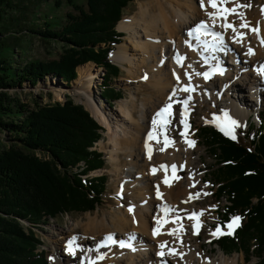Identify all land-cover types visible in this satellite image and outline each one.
<instances>
[{
	"label": "rangeland",
	"instance_id": "obj_1",
	"mask_svg": "<svg viewBox=\"0 0 264 264\" xmlns=\"http://www.w3.org/2000/svg\"><path fill=\"white\" fill-rule=\"evenodd\" d=\"M153 1L155 6L160 4L159 2H164V4L166 3L167 6L172 4L183 7L191 19L195 17L199 19H208L209 16L207 13L209 11H214L211 6H209L208 10L202 9L200 6V0H133L125 7L120 21H122L124 18L133 17L135 19L138 15H140L139 11L142 4ZM246 2H248V4H253L252 10H254L259 4L264 6L262 4L263 0H246ZM85 4V0H25V14L28 16L26 17L27 19L25 21L26 26L34 24L36 27H42L43 21L49 18H56L59 20L61 19V21H64L67 13L78 15L77 8L86 7ZM245 4L247 5V3ZM229 6L230 3L227 5V7ZM151 14H153L152 11ZM228 17V21L231 22L232 19L230 20V15ZM237 19L238 18L235 17L232 22L237 24ZM258 24L260 26V30H263L264 17L259 18ZM186 26H184L180 32L173 35L172 39L166 38V40H162V42H164L163 44L165 46H169L173 41V49L175 47L174 44L180 38L183 42L188 41V43H186L187 51L191 45H194V49H197L195 52L191 50L193 54L189 51L193 57L191 58V65H193V68L190 70V73L192 74V79L190 82L195 79L198 80V83H195L196 85L193 86L195 90L191 92L193 94L191 100L192 103L188 109L189 117H186L190 128H188L186 135L189 139L196 142L195 146L192 147L191 152L188 155L190 160L192 162L194 161L193 165L198 166V168H195L194 170L192 169L191 172H195L197 175L204 174L200 183L201 185L203 184L205 186V190L202 192L210 193V195H201L197 199L198 203L196 202L194 205H192L193 208L191 212L205 210L204 215L200 217L201 221L203 222V227L200 229L199 235H193V221L187 218L191 212L182 210L180 208L182 205V200H166L167 204L172 206L174 210L171 211L172 216H169L168 218L169 222L165 223L164 228L166 227L167 229L164 232V236L166 238L171 236L172 242H175V236L169 235L168 232L170 229H173V227L176 228L177 223H173L172 221L178 217L179 222L183 224L185 229V231L181 233L185 239L184 244L188 249L195 252L193 255L195 259L199 254L203 257V261H211L212 259V261L219 262V260H222L221 257L223 256L227 259H225V263L227 264H258V259L254 256L250 260H246L242 252H234L232 254L226 255L223 254L216 245L212 244L216 238H213L210 235V231L214 230L220 221L219 213L223 204L225 203V198L222 197L219 201H217L215 197L214 192L217 188V185L212 173V169L215 168L217 162L211 157L209 150L204 146L199 131L201 127L219 129L216 123H212L211 121H213L214 117L222 118L224 112H227L231 118L239 122L240 126L235 128V135L237 139L238 137H242L239 132L240 130L245 129L249 122L256 124H258L260 121H262V123L264 122V84L259 85L258 81H253L254 74L258 75L256 73V69L260 66L253 63L248 64L247 58H244L242 53L237 51L238 43L234 42L233 39H230V36L226 37L225 35L224 50L228 49L229 58H225L226 62L229 63H227L229 66L228 70H230L229 72L227 71V73L229 74L227 75L226 79L218 73L213 74L210 79L205 81V79H202V75L198 76L195 74L196 72L202 73L208 68L207 65L205 66L206 63H200L201 61L199 60L198 52L209 54L210 58L208 56L207 58H209L211 62H215L212 61L215 59L211 56L213 51L210 48L205 50V45L202 44L203 40L211 41L212 37L210 35H199L200 38L197 39L198 34L195 33L189 36L188 33H186ZM116 28L117 31L121 33V36L116 38L118 41L112 44V52L110 51L108 54L109 61L117 65L119 68V72L117 75H115V77L111 79L108 77L105 78L106 75H104L105 70L103 68H96L94 63L86 62L85 64L78 67L76 71V78L70 83H66L65 81L53 75H48L34 86H30L25 82L20 88H15L10 93V95L19 99L20 103H24L29 107H33L35 101L41 105H47L49 103L52 104L55 102H64L69 97L74 103L81 104L84 109L90 113L96 123L102 127V135L100 139L94 144L93 149L101 154L100 158L103 160V165L101 168L98 167L99 165L95 164L97 163L96 160L92 161V163L89 165L86 161H81L78 164V167L80 168L79 170L83 169L82 171L86 170L85 172H87L86 175L80 177L83 187L86 189V195L89 197L91 194L92 196L97 197L99 200L96 207L93 210H87L83 212L74 211L62 214L52 219H40L39 223L33 225L34 227L32 230L34 231V235L41 243L37 249L38 251L44 252L46 259L45 264H90V262H94V264H122V262L119 261L120 259L127 260L129 263H132L129 261V258L133 259V257L136 258L138 255L135 256V254H128L127 256H121L120 254V252H128L131 250L127 247L121 248L118 244L98 247V245H100L103 241L104 237L109 233L114 234V237L117 241L128 240L129 234L134 233L135 239L130 241L133 247H135L136 250L141 248L140 246L145 249L138 258L141 260V262L139 261L136 264H147V262H154V264H158V260L156 258L157 254L155 252L159 248L158 244L160 241H158V239L161 238L162 231L160 230L159 235L153 236V228L156 226V218H158L159 206L164 203V201H159L154 205V207H152L151 210L147 211L144 207H140L138 200L140 197H143L146 200L154 198L156 196L154 193L157 190L156 186L159 185L160 190L161 182L158 178L157 183L153 182L151 180V167L149 166V163L145 164L138 159L141 157L144 150L140 147V141H137L132 145L134 151L130 156L129 153L125 152L124 150V143L121 144V146H123L122 148H120L118 151H114L116 145L112 142L111 138L119 141L131 136L132 134H136V131L138 130L141 132L144 138L145 129L147 128L148 131L150 130L153 115L163 105L156 104L157 108H152L153 103H155L161 96H158V92H155L157 89L156 85L148 81L154 80V76L152 75L165 63L164 62L161 65V60L159 58L162 57L161 55H163V51L166 49V47L163 49V46L158 43L157 47L154 49L155 53H153V50L148 49L147 55V53L144 51L136 50V46L134 45V43L138 41L137 34L135 32L141 29L137 24H133L131 29L128 28L126 30L120 26L119 22ZM228 31L232 30L229 29ZM245 31L247 32L246 38L252 39L253 33L248 30ZM139 35L142 38V32L139 31ZM165 36L168 35L165 34ZM150 38L151 40H149V43H152L154 41V36H150ZM144 39L145 38L143 36V40ZM183 45L185 46V43H183ZM62 48L63 46L61 43H57L53 40H43L37 35L26 33L23 41V50L20 51L19 49H15L13 53L15 56H13V58L16 63L31 60H41L48 62L57 59L62 52ZM119 48H125L124 50L128 55L127 57L133 61L132 63L119 59L116 57V55L114 57L112 56L115 54V50H118ZM253 49L255 50V48ZM217 50L221 51L220 49ZM232 53L233 55H231ZM145 57L147 59L144 62V60L142 61L141 59ZM165 57L169 56L166 55ZM233 63L234 67L232 66ZM150 65H156V68H158H152L151 70ZM245 67L246 69L244 71L243 69ZM80 69L85 71L88 69V72L91 74V76L96 75V78L94 79L95 81L90 83V87L88 89L92 98H89L86 92H80L81 89H78L80 84L86 83V77L79 75ZM129 70H132V73L129 72ZM183 71L184 69L181 71L178 70V75L182 80L178 82V84H176V82L171 83L170 87L165 89L166 92L163 98V104L165 103L164 100H168V97L172 94L175 87L176 89H182L181 87L183 86L178 87L179 83H189V79L184 75L185 71ZM206 71H209V69ZM180 72L182 74H180ZM244 74H247V79L244 77ZM145 76H147V79H144ZM106 79H109L108 81L111 82L109 84L110 88L116 92H119V96H113L109 99L102 95V90L107 89L103 86V82L104 80L106 81ZM261 79L264 82V77L261 76ZM238 83L244 84L243 88H241V93L240 88L237 91L231 89V84L236 85ZM179 92L182 93L180 98L178 97ZM187 94L188 93L183 91H177V94L173 99L174 101L179 99L183 100L184 98H187ZM237 96L239 97L238 99L242 98L243 100L240 101L239 105L237 103ZM259 96H261V100H258ZM124 104L128 105L129 107H134L136 120L140 123L139 126L137 124L130 126L128 123H126V121H124L125 116L119 110L122 107L121 105ZM173 105V118L171 124L168 125L166 134L170 139L175 141V144L171 147V149H181L180 151H182L184 144L182 143V140L184 139L181 137L180 132L184 131V126L180 124L179 119L181 114V104L174 102ZM230 106H235L237 108V114L233 113V110L230 109ZM95 110L98 112L100 111L101 114L98 115ZM103 115L106 120L103 119ZM148 115H150L151 118L149 122ZM107 122H109L110 130L108 129ZM147 122L148 125H146ZM219 122L224 123L223 119H221ZM1 136L4 139L6 137L4 135ZM162 136L163 135H160L159 138ZM150 143L153 144L152 142ZM176 144H181L180 149L175 147ZM36 153L38 156L44 155L40 152ZM183 153L180 152L182 155ZM184 154L186 155V153ZM152 162L154 163L153 167L159 166V164H157L155 161ZM152 162L150 164H152ZM116 164L118 167H116ZM190 167L193 166L191 165ZM190 167L186 169L184 168L178 172V175L181 177V184L189 182L188 175L190 174ZM97 175H106L107 178L104 184V191H97L96 193L91 187H87L84 184V180L91 179ZM145 186H148L150 191L147 188L143 189ZM140 192H142V194H140ZM143 194L144 196H142ZM252 202L255 203L256 198H253ZM189 203L192 202L189 201ZM212 205H215L216 207L212 208ZM129 206H134L133 213L137 215L138 222L143 223L145 228H141L140 225L137 227H133L131 225L121 227L118 224L116 218H123L122 214L124 212L128 213L129 218L133 214L128 211ZM140 209H142V211ZM94 217L98 221L101 220L105 224L106 228H100L101 226L98 223H96V225L93 227H89V220L90 218L94 219ZM163 217H165V215ZM21 224L23 225L24 229L29 228L26 227L28 224L26 221L21 220ZM120 228L124 229L121 231ZM73 236L77 237L76 244L79 245L75 255L70 254L66 250V242ZM136 250L135 253L138 254ZM101 254H104V259H97V257ZM152 255L154 256L153 258ZM165 258L167 264H175L172 257L167 256ZM162 262L160 264H162Z\"/></svg>",
	"mask_w": 264,
	"mask_h": 264
},
{
	"label": "trees",
	"instance_id": "obj_2",
	"mask_svg": "<svg viewBox=\"0 0 264 264\" xmlns=\"http://www.w3.org/2000/svg\"><path fill=\"white\" fill-rule=\"evenodd\" d=\"M132 1L85 0L78 15L67 13L64 21L49 18L36 27L26 26L25 0H0V264H45L33 225L40 219L93 210L99 200L86 195L80 177L87 172L78 164L96 160L98 167L103 165L101 154L93 149L102 127L81 104L68 97L47 105L35 101L29 107L10 93L48 75L70 83L86 62L103 68L105 78L115 77L119 68L108 54L121 36L116 25ZM26 33L61 43L59 57L16 63L13 53L23 50ZM109 79L103 82L108 90L102 95L110 99L120 94L110 88ZM199 134L217 162L212 169L214 194L217 201L225 198L220 224L242 217L234 235L216 238L212 244L224 254L242 252L246 260L254 256L264 264V122H250L235 140L217 128L201 127ZM106 178L97 175L84 184L101 192ZM21 220L29 228L24 229Z\"/></svg>",
	"mask_w": 264,
	"mask_h": 264
},
{
	"label": "bare ground",
	"instance_id": "obj_3",
	"mask_svg": "<svg viewBox=\"0 0 264 264\" xmlns=\"http://www.w3.org/2000/svg\"><path fill=\"white\" fill-rule=\"evenodd\" d=\"M153 3H154V1L150 2V3L142 4V6L140 8V11H139L140 15H138L135 19L133 17L132 18H124L122 21H120V26L127 30L128 28L131 29L133 24H137L141 28V29H139V31L142 32V38L139 35V31L135 32L137 34V38H138V41H136L134 43V45L136 46V50L144 51L148 55V51H147L148 49L153 50V53H155L154 49L157 47L158 43H160L163 46L162 47L163 49H165V47H166V49L163 51V55H161L162 57L159 58L161 60V62H160L161 65H162V61H163V63L165 62L163 64V66L161 68L157 67L158 68L157 69L156 65H152V66L150 65L151 70H152V68H156L157 71L152 75V76H154V80L153 81L149 80L148 82L156 85L157 89H156L155 92L156 93L158 92V94H159L158 96H161L152 105V108L156 109L157 108L156 104L164 105L167 102L166 100H164L165 103L163 104V98H164L165 92H166L165 89L169 88L171 83H173V82H176V84H178V81L175 79V77L173 75V72L175 71L178 74V70L181 71V70L184 69V71H187V72L190 73V70L193 68V65H191V63H192L191 58H193V57L190 54V52H191V50H193V52H195V50H197V49H194V45H191V47L187 51L186 50L185 41L183 42L182 39H180V38L174 44L175 47L173 49H172L173 41L170 43L169 46H165L163 44L164 42H162V40L165 41L166 38H169V39L171 38L172 39L173 35H175L178 32H180L183 29V27L186 26V25H187L186 28H185L186 29V33H189V31L191 29H193L201 21H206L207 24H208V27L211 28L212 30L224 33L223 34L224 37L226 35V37L230 36L229 38L232 39L233 32L232 31H226V32L224 31V29L221 27V24L223 23V21L220 18H217L215 23L213 24V21H212V19L210 17L208 19H206V18L205 19H199L197 17L191 19L190 16L188 15L187 11H185V9L183 7H179L177 5L175 6V5H172V4H169V6H167L166 3L164 4V2L163 3L159 2L160 4L155 6ZM205 3L207 5V0H205ZM239 3L243 4V5H246L245 3H247V5H249L248 2H246V0H239ZM262 4L264 5V0H263ZM250 5H251V7L240 8L239 11L244 14V17L246 18V20L248 22H250L251 26H253L254 24H256V25H254L253 27L259 26V24H258L259 18L260 17H264L261 14V7L262 6L259 4L258 6L255 7L254 10H252L253 4L251 3ZM209 6L210 5H208L206 7L207 10L209 9ZM231 7H233L232 3H230L229 8H231ZM156 9H158V10H156ZM151 11L153 12V14H151ZM194 15H196V14H194ZM230 17H231L230 20L232 19V21H233V19L235 17H237V16L236 15H230ZM237 18L238 19L236 20V22H237L236 25L239 26V24L241 23V20H240L239 17H237ZM195 21H197V22H195ZM259 28H260V26H259ZM240 30L246 32L245 30H247V29H240ZM165 34H167L169 37L165 36ZM195 34H197V33H195ZM260 35L264 36V29L260 30ZM143 36L145 38L144 40H143ZM150 36H154V39H153L154 41L152 43H149L150 42L149 40H151ZM183 43H185V46L183 45ZM249 46H251L252 48H255V54L252 55V56L245 55V53L247 52V49H248ZM124 49L119 48L118 50H115V54L112 55V56L114 57L116 55L117 58L129 61V62L132 63L133 61H131L127 57L128 55L126 54V51ZM163 49H161V50H163ZM237 51L241 52L244 58H247L248 64L253 63V64H258L259 66H260L261 63L264 64V47H262L260 45V42H259V40H258V38H257V36L255 34H253L252 39L245 38L243 44L238 43ZM177 52L180 55L186 57L185 60L183 61V66L178 65L175 62V60L173 59L174 55ZM166 55H168L169 57H165ZM231 55H233V53ZM198 56H199V60L201 61L200 62L201 64L205 63V57L207 58V56H208L210 58L209 54H205L203 52L202 53L198 52ZM211 56L215 59V60H212V61H215V62H211V60L209 58H207L208 62L205 64V66L207 65L208 66L207 69H209V71H211V69L217 63H219L220 66L225 69V73L223 75H221V76L226 79L227 75L229 74V73H227V71L228 72L230 71V70H228L229 66L227 65L228 62H226V58H225V57L229 58L228 49L224 50V51L216 50L215 52H213V54ZM165 58H166V61H165ZM146 59L147 58L145 57V58H142L141 60L142 61L144 60V62H145ZM188 65H191V68H189ZM232 66L234 67V63H233ZM207 69H205V71H203V72H206ZM245 69H246V67L243 70L245 71ZM129 72L132 73V70H129ZM256 73H257V71H256ZM180 74H182V73L180 72ZM79 75H81L83 77H86V79H85L86 83L80 84L78 89H81L80 92H83V91L86 92L88 97L92 98L90 96V92L88 91V89L90 87V83L95 81L94 79L96 78V75L91 76V74L88 72V69L86 71L83 70V69H80L79 70ZM244 77L247 79V74H244ZM253 77H254L253 81H258L259 83L258 82L257 83L259 85L264 84L263 80L261 79V75L254 74ZM202 79H204L203 76H202ZM181 80L182 79L180 78L179 82ZM190 83H191L192 86H194V85H196L195 83H198V80L193 79L192 82H190ZM184 85L185 84L183 82H181V83H179L178 87L179 86L181 87V86H184ZM243 85H244L243 83H238L236 85L235 84H231V89H234L235 91H237L240 88V90H241V88H243ZM76 87H77V85H76ZM175 89H176V87H175ZM241 92H242V90L240 91V93ZM256 94H257V92H256ZM180 95L182 96L181 92L178 93V97L179 98H180ZM188 95H191L193 97V94L191 92L188 93L186 96H188ZM59 96H61V95H59ZM255 96H257V95H255ZM178 97H176V98H178ZM238 98L239 97L237 96V101H238L237 103L239 105L240 101H243V100H242V98L241 99H238ZM184 99H186V98H184ZM258 100H261V96L258 97ZM191 103L192 102L190 101L189 102V106L191 105ZM121 106L122 107L119 110L125 116L124 117V121H126V123H128L130 126L133 125V124H137L139 126L140 123H139V121L137 122V120H136L134 107L133 106L129 107L128 105H125V104L121 105ZM143 106H144V104H143ZM92 107H93V105H92ZM173 109H174V105H173L172 111H173ZM182 109H183V105L181 104V109L180 110L182 111ZM230 109L233 110L234 114H237L238 110H237V108L235 106H230ZM95 112H97L98 115L101 114L100 111L98 112L97 110H95ZM121 112H119V113H121ZM186 117H189L188 113H187ZM172 118H173V116H172ZM103 119H105L104 115H103ZM150 119H151L150 115H148V122H149ZM179 119H180V116H179ZM148 122L146 123V125H148ZM107 125H108V129L110 130L109 122H107ZM150 130H151V128H150ZM149 131L147 130V128L145 129V137L144 138H143V136H142V134H141V132L139 130L136 131V134H132L131 136H129V137L125 138V139L119 140V141H117L114 138H111L112 142L116 145V147L114 148V151H118L120 148H122L123 146H121V144L124 143V145H125L124 150H125V152L129 153L130 156H131V154L134 151L132 145L134 143H136L137 141H140V143H139L140 147L143 148L144 150H143V153H142L141 157L140 158L137 157V158L140 161H142L143 163H145V164L149 163V166L151 167L150 168L151 180L153 182L157 183V178H158L159 181L161 182V186H160V190L159 191L163 194L162 198H158L157 197V190H156V192H154L156 194V196L154 198L146 200L145 198L140 197L139 200H138V204L140 205V207H144L147 211H149L159 201L160 202L164 201V203H162L159 206L158 218H160L161 220L165 219V217L162 216L161 211L163 210V206L165 204H167L166 200H170V201L174 200V201H176V199H178V200L181 199L182 200V203H181L182 205H181L180 208L182 210L191 212V210L193 208L192 205H194L197 202V199L191 200L192 203H189V202L184 203V201L187 200L188 195H189L190 192L194 194L196 192H200V191H204L205 190L204 189L205 186L203 184L202 185L200 184L204 174L197 175L195 172H193L195 174L194 175V180L195 181H199V183L196 184L195 188L189 187V185L193 183V180L189 179V177H188V181H189L188 183L181 184L180 179H179L178 181H173L172 186L169 187L168 185L163 183V180H164V177H165V170L164 169H160L159 166L162 165V164L163 165H168V166H171V165L175 164V165H177V169H178L176 175L179 176L178 175L179 171L183 170L184 168L185 169L189 168L192 165L193 167H190V171H189L190 173H192L191 172L192 169L194 170L195 168H198V166H196V165L194 166L193 165L194 161L192 162L190 160V158H189V155H188L191 152L192 147H189L188 144L185 143L184 140H182V143H184L182 151L184 153H186L187 156L182 151H180L181 150L180 149L181 144H176L175 145V147L177 149H180V150H173V149H171L172 146H168L165 151L161 152L160 149L165 147V145L163 143V136H162L161 138H159L160 141H161L160 143H157L155 140L151 141L153 143L152 144L153 153H152V158L149 159L148 155L146 153V150H145V140H146L147 133ZM180 152L183 153V155L180 154ZM182 156H184V157H182ZM152 161H155L157 164H159V166L157 167L158 170H157L155 175H153L152 172H151V169L153 168V165H154V163ZM151 162H152V164H150ZM180 165H184L183 169H180V167H179ZM116 167H118L117 164H116ZM167 175H168V177L170 179L172 178V170H171L170 167L167 169ZM145 188L148 189L149 187L145 186L143 189H145ZM148 190L150 191V189H148ZM140 194H142V192H140ZM142 196H144V194ZM140 210L142 211V209H140ZM122 216H123V218L122 217L116 218L118 224L121 227L122 226L124 227V226H127V225H131L133 227H137V226L140 225L141 228H145V225L143 223L138 222L137 215L135 213H133L130 216V218H129L128 213H125V212L122 214ZM169 216H172L171 215V211L168 213L167 219L169 218ZM96 223H98L101 226L100 228H106L105 224L101 220L100 221L96 220L95 217H94V219L90 218L89 227L95 226ZM164 226H165V223L162 225V229H161L162 233H161V238L158 239V241H160L158 246H160V244H162L164 242H167V246L163 249V251H165L166 255L164 257H160L158 255L156 256V258L158 260V264H160L162 261L166 262V264H167V261H165V259H166L165 257H167V256L172 257L173 261L175 262V264H227V263H225L227 259L224 258L223 256L222 257L220 256L222 260H219V262L212 261V259H211V261H207V260L203 261L202 260L203 257L201 255H198V257L195 259V257L193 256L195 252L193 250L188 249L186 247V245L184 244V240L185 239H184L183 235L180 233L179 236H175L176 240H175V242H172L171 236L168 237V238H166L164 236V232L167 229L166 227L164 228ZM177 226L178 225L176 224V228H177ZM173 228H175V227H173ZM120 229L122 231L124 228H120ZM105 230H107V229H105ZM105 230H103V231H105ZM107 231H109V230H107ZM99 232H100V230H99ZM181 240L183 241V243H181ZM140 247L141 248L136 250L138 252V254H136L135 251H132V250H130L128 252H120L121 256H125V255L127 256L128 254L129 255L135 254V256L138 255L136 258H134L132 256L133 259L129 258V261L132 262V263H129L127 260H121V259L119 261L122 262V264H136L139 261L141 262V260H139L138 258L141 256V253L145 249L142 248V246H140ZM169 248L176 249V251L178 253H183V256H181V255H168L167 252H168ZM199 250H200V247H199ZM159 251H161L160 247L156 250L155 253L157 254ZM153 257L154 256L152 255V258ZM150 260H152V259H150Z\"/></svg>",
	"mask_w": 264,
	"mask_h": 264
},
{
	"label": "snow or ice",
	"instance_id": "obj_4",
	"mask_svg": "<svg viewBox=\"0 0 264 264\" xmlns=\"http://www.w3.org/2000/svg\"><path fill=\"white\" fill-rule=\"evenodd\" d=\"M229 3L233 4V7L229 8L227 5ZM210 5L214 11L213 12H208L207 15L212 19L213 24L215 23L217 18L222 19L223 23L221 24V27L224 29V31H228L229 29L232 30L233 36L232 39L234 42L241 43L243 44L244 39L247 36V32L241 31L240 29H247L248 31L252 32L255 34L260 42V45L264 47V36L260 35V28L259 26L253 27L251 26L250 22L246 20L244 17V14L239 11L240 8H245V7H251V5H243L239 3V0H207V5L205 3V0H200V6L202 9H206V7ZM261 14L264 16V6L261 7ZM229 15H236L237 17L240 18L241 23L239 26H237L234 22H229L228 21V16ZM193 33H197V39L200 38L199 34L203 33L204 35H210L212 37V40H203L202 44L205 45V50L210 48L213 52H215L217 49H220L221 51L224 50L225 48V41H224V35L222 32L214 31L211 28L208 27V24L206 21H201L199 24H197L193 29H191L188 33L189 36H191ZM185 43H188L186 41ZM190 46V45H189ZM255 54V50L249 46L247 49V52L245 55L252 56ZM186 57L180 55L178 52L174 55L173 59L178 65L183 66V61L185 60ZM208 60L205 57V63H207ZM163 63V61H162ZM189 68H191V65H188ZM257 73L264 77V64H261L260 67L256 69ZM220 74L223 75L225 73V69L220 66L219 63H217L211 71H206L203 73L196 72V75H202L205 81L210 79V77L213 74ZM173 75L175 79L179 82L180 76L174 71ZM185 76L188 77L189 83L185 84L182 89H174L172 94L168 97L167 102L153 115L152 120H151V130L147 133L146 140H145V150L148 155V158H152V153H153V147L152 144L150 143L151 141H156L157 143H160L159 136L163 135V143L165 147L161 148L160 151L163 152L166 150L168 146H174L175 141L170 139L166 132L168 125L171 124L172 122V116H173V103H180L183 105V109L180 114V124L184 126V131L180 132L181 137L184 139V142L188 144L189 147H194L196 142L194 140H191L187 137L186 133L188 128H190V125L187 123L186 120V115L188 113V108H189V102L192 100V96L188 95L186 99L183 100H177L174 101V97L177 94V91H183L185 93H190L194 91L195 89L191 85L190 81L192 79V74L185 71ZM144 79H147V76L144 77ZM223 119L224 123H220L219 121ZM212 123H216L217 127L226 135L229 136L231 139L235 140L237 137L235 135V128L239 127V122L236 121L235 119L231 118V116L227 113H223V117H214ZM171 168L172 170V178L170 179L167 175V169ZM180 169H183L184 165L179 166ZM160 169L165 170V177L163 180V183L168 185L169 187L172 186L173 181H178L181 179V177L177 176L176 173L178 171L177 165L173 164L171 166L168 165H160ZM157 167H153L151 169V172L153 175L156 174L157 172ZM194 173L189 174V179L193 180V183L189 185L191 188H195L196 184L199 183V181L194 180ZM157 187V197L162 198V193L159 191V185ZM201 195H210V193L207 192H196L195 194L189 193L188 198L184 203H187L191 200L198 199ZM212 208H215V205L211 206ZM174 209L172 206L169 205H164L163 206V211L165 213V219L161 220L160 218H156V227L153 228V236H157L160 234V230L162 228V225L164 223H168L167 219V214L170 211H173ZM128 211L130 213L134 212V206H129ZM205 210H200L199 212L193 211L188 215V219L193 221L192 224V229H193V235H199L200 229L203 227V222L201 221L200 217L204 215ZM242 220V217L240 216H232L230 217L229 222H227L225 225L221 226L220 224H217V227L210 231V235L213 238H219L221 236H232L235 234V231L237 228L240 227V222ZM173 223H177V228L170 229L168 234L173 235V236H179L180 233L185 231L184 226L182 223H179V218L177 217L172 221ZM226 229V230H225ZM135 239V234H129L128 240H119L117 241L114 237V234H107L103 241L101 242L98 247L101 246H106V245H116L118 244L119 247L121 248H129L132 251H135L136 249L133 247L132 243L130 242L131 240ZM77 237L73 236L71 237L67 242H66V250L72 255L76 254V250L79 247V245L76 244ZM210 242V241H209ZM181 243L183 241L181 240ZM167 246V242H164L160 244V249L157 253L158 256L164 257L166 255L165 251L163 249ZM168 255H181L183 256V253H178L176 249L174 248H169ZM199 255V254H198ZM97 259H104V254H101L100 256L97 257ZM90 264H94V262H90ZM162 264H166V262H162Z\"/></svg>",
	"mask_w": 264,
	"mask_h": 264
}]
</instances>
